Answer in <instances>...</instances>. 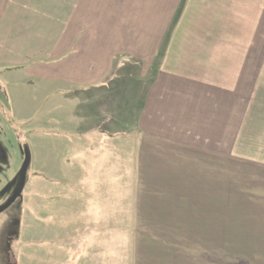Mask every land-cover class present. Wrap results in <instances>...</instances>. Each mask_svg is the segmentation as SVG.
Here are the masks:
<instances>
[{
    "label": "crops",
    "instance_id": "0c3cea01",
    "mask_svg": "<svg viewBox=\"0 0 264 264\" xmlns=\"http://www.w3.org/2000/svg\"><path fill=\"white\" fill-rule=\"evenodd\" d=\"M263 3L0 0V78L14 104L44 101L48 126L63 120L69 107L68 116L76 120L77 114L82 129L104 110L105 120L116 122L130 99L142 133L127 140H138L132 152L149 188L145 232L200 241L212 250L237 245L245 254L233 264H264V162L241 156L256 150L247 149L248 125L257 137L264 123V38L257 17ZM248 24L257 33L250 39ZM250 40L260 44L247 45ZM152 71L156 81L146 82ZM91 102L95 116L76 113L74 106ZM33 112L20 110L17 122L32 123L38 117L32 119ZM65 133L76 137L72 149L86 160L90 132ZM232 138L239 140L232 145ZM94 139L108 140L102 131ZM107 151L105 164L118 168V150Z\"/></svg>",
    "mask_w": 264,
    "mask_h": 264
},
{
    "label": "rangeland",
    "instance_id": "374dc122",
    "mask_svg": "<svg viewBox=\"0 0 264 264\" xmlns=\"http://www.w3.org/2000/svg\"><path fill=\"white\" fill-rule=\"evenodd\" d=\"M254 15L253 10H248V19H253ZM259 16L263 23L259 29L264 38V3L262 12L257 11ZM255 30L254 24H248L249 39ZM248 42L247 45L254 43ZM257 43L260 44L258 41L254 44L257 46ZM161 60L156 59L155 70ZM156 73H149L146 82L152 78L150 83H154ZM128 89L126 86L125 90ZM35 92L29 90L31 95ZM129 101L122 102L116 122H107L108 114L104 110L101 120L89 121L87 128L82 129L77 114L76 120L68 116L70 112L66 110L72 109L69 107L62 111L65 120L58 119L60 122L48 126L46 103L14 104L8 86L0 78V195L10 187L22 166L21 148L29 147L32 156L23 197L0 214V264H219V260H230L233 264L244 256L237 245L233 250H212L203 248L200 241L145 232L146 206L150 204L149 199L145 201V192L149 188L144 183L140 162L132 152L137 149L138 140H127L134 131L140 137L142 128H139L138 115L132 117ZM71 105L75 104L71 102ZM95 107L92 102L74 106L76 113L79 109L92 116H95ZM31 109L34 111L32 119L37 117L36 112L37 119L29 124L18 123L19 111ZM95 126L108 140L95 143V132L98 135ZM261 126L262 131L255 137L253 125H248V131L245 130L247 149H256L254 152L258 150V153L248 150L241 153L242 157L264 162V123ZM84 130L90 132L86 160L72 149L78 146V142L73 141L76 137L65 133L77 134ZM64 134L73 143H69ZM241 135L242 131L238 136L242 141ZM235 140L239 139L232 138V145ZM99 146L102 150L96 153L94 147ZM110 146L118 150V168L105 164L106 158L110 159L107 153ZM235 154L234 159L238 161L240 153ZM101 158L105 161L100 163ZM231 189L238 193L239 186ZM11 190L0 197V206L9 199Z\"/></svg>",
    "mask_w": 264,
    "mask_h": 264
},
{
    "label": "water",
    "instance_id": "95a60500",
    "mask_svg": "<svg viewBox=\"0 0 264 264\" xmlns=\"http://www.w3.org/2000/svg\"><path fill=\"white\" fill-rule=\"evenodd\" d=\"M22 152L24 155V161L22 166L17 174L16 179L12 181L9 188H12L11 196L9 199L0 206V214L7 211L12 205H14L18 200H21L23 197V192L25 190L27 180H28V173L31 167L32 156L29 147L25 146L22 148ZM9 188L5 189L2 195H5ZM0 195V197L2 196Z\"/></svg>",
    "mask_w": 264,
    "mask_h": 264
},
{
    "label": "trees",
    "instance_id": "16d2710c",
    "mask_svg": "<svg viewBox=\"0 0 264 264\" xmlns=\"http://www.w3.org/2000/svg\"><path fill=\"white\" fill-rule=\"evenodd\" d=\"M21 154H22V157H23V159H24V155H23V152H22V148H21ZM28 177H29V175H28ZM29 179V178H28ZM28 181V180H27Z\"/></svg>",
    "mask_w": 264,
    "mask_h": 264
}]
</instances>
